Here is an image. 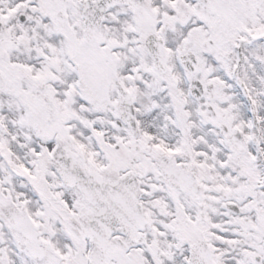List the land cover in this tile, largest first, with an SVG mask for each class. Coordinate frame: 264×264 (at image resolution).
I'll list each match as a JSON object with an SVG mask.
<instances>
[{"label":"snow or ice","instance_id":"6c2138e0","mask_svg":"<svg viewBox=\"0 0 264 264\" xmlns=\"http://www.w3.org/2000/svg\"><path fill=\"white\" fill-rule=\"evenodd\" d=\"M0 264H264V0H0Z\"/></svg>","mask_w":264,"mask_h":264}]
</instances>
